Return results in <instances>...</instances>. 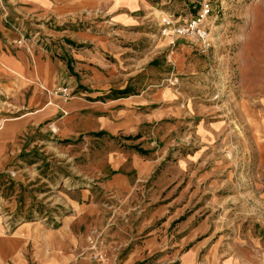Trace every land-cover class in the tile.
I'll return each instance as SVG.
<instances>
[{"label":"crops","instance_id":"0c3cea01","mask_svg":"<svg viewBox=\"0 0 264 264\" xmlns=\"http://www.w3.org/2000/svg\"><path fill=\"white\" fill-rule=\"evenodd\" d=\"M200 3L202 0L3 3L0 83L3 90L15 93L21 113L0 129V173L12 168L13 182L26 186L35 178L38 164L28 162L29 155H34V149L46 151L48 160L61 165L60 179L73 184L63 195L79 207L74 220L53 232L47 242L36 244L27 237L17 240L13 234L0 235V264L13 256L17 246H49L56 262L47 258L42 264H100L80 262L78 255L94 242L95 246L127 245L123 236L129 229L128 203L137 193L143 195L141 190L151 186L154 197L185 181L191 185L202 167L197 169L194 162L199 164L204 155L201 146L194 150L187 145L190 129L193 137L197 133L193 112L199 110L195 45L182 39L175 45L171 34L158 37L152 15L158 10L189 17ZM27 30H40L51 37V43L32 49L13 44ZM174 53L184 59L182 64L174 62ZM162 60L173 73L185 75L178 86L156 77L157 63ZM62 84L73 91L68 100L54 93ZM100 134L122 136L123 142L116 148L98 150L93 147ZM170 157L177 162L169 161ZM177 197L171 201L176 202ZM84 218L87 222L77 223ZM152 229L142 246H184L175 249L181 264L217 263L213 253L208 254L204 226L161 242ZM200 233L205 234L197 240ZM102 235L107 243H99Z\"/></svg>","mask_w":264,"mask_h":264},{"label":"rangeland","instance_id":"374dc122","mask_svg":"<svg viewBox=\"0 0 264 264\" xmlns=\"http://www.w3.org/2000/svg\"><path fill=\"white\" fill-rule=\"evenodd\" d=\"M9 1L0 0V12L5 11L3 3ZM208 1L212 9L209 49L203 52L196 38L174 40L175 45L177 39L195 45V95L199 110L193 112L188 108L195 116L193 125L197 133L193 137L190 129L187 145L194 150L201 146L204 151L200 165L194 162L197 169L202 166L201 170L191 185L185 181L154 197L151 186L143 188V195L137 193L134 201L128 203L129 229L128 235L123 236L128 239L127 245L95 246L94 242V246H86L78 255L80 262L181 264L175 249L184 246H142L148 229H156V238L161 242L179 239L182 234L189 235L192 229L204 226L208 254L213 253L216 264H264V0ZM203 2L191 10L192 16ZM154 12V29H158V37H163L161 21L167 13ZM37 31L47 38L49 45L51 37ZM173 58L177 65L184 62L178 55ZM157 68L156 77L171 86H178L185 79L184 74L173 73V68L163 60ZM15 96L3 90L0 83V129L21 113ZM98 137L93 147L98 150L116 148L123 142L122 136ZM34 151L28 162L38 163L37 170L26 186L13 182L12 168L0 173V235L5 238L13 234L17 240L27 237L41 244L63 224L73 221L79 206L63 195L70 192L73 184L60 179L61 165L48 160L46 151ZM168 160L177 162L173 157ZM176 195L177 201L172 202ZM156 211L160 215H155ZM80 221L87 222L85 218L77 223ZM145 222L150 227L145 228ZM204 234L197 235V240ZM98 241L107 243L106 236ZM55 257L49 246H17L13 256L2 264H36L47 258L56 262Z\"/></svg>","mask_w":264,"mask_h":264},{"label":"built area","instance_id":"2783aa9c","mask_svg":"<svg viewBox=\"0 0 264 264\" xmlns=\"http://www.w3.org/2000/svg\"><path fill=\"white\" fill-rule=\"evenodd\" d=\"M212 15V9L210 7L209 1L204 0L200 9H198L195 14L191 17H186L184 15H172L165 14L162 15V35L171 34L174 38H184L194 41V38L202 44L203 52L211 46V28L210 17ZM18 32H23L20 28H16ZM42 42H45L43 45ZM13 44L18 47H28L33 48L34 46L40 45L46 47L48 45L47 38L44 39L40 36V33H19V36L14 39ZM41 43V44H40ZM55 94L61 95L65 99H70L73 96V91L68 85H59L56 87ZM53 131H56V126L53 125ZM103 258V257H102ZM98 258L97 259H102Z\"/></svg>","mask_w":264,"mask_h":264},{"label":"bare ground","instance_id":"6f19581e","mask_svg":"<svg viewBox=\"0 0 264 264\" xmlns=\"http://www.w3.org/2000/svg\"><path fill=\"white\" fill-rule=\"evenodd\" d=\"M1 123V122H0Z\"/></svg>","mask_w":264,"mask_h":264}]
</instances>
